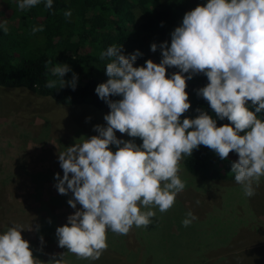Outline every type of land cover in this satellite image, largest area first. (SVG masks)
Returning a JSON list of instances; mask_svg holds the SVG:
<instances>
[{
	"label": "clouds",
	"instance_id": "1",
	"mask_svg": "<svg viewBox=\"0 0 264 264\" xmlns=\"http://www.w3.org/2000/svg\"><path fill=\"white\" fill-rule=\"evenodd\" d=\"M40 2L17 0V7L24 11ZM52 5L53 0H45L46 9ZM71 15V10L64 12L66 18ZM0 30L8 32L7 19L0 20ZM43 30L39 26L31 31ZM170 35V44L159 45V64L146 60L134 67L141 53L125 55L122 45L100 53L110 61L107 81L94 90L109 108L103 116L106 126L95 125L97 135L81 137L58 155L63 176L54 175V186L60 195L72 194L67 203L75 211L55 230L58 247L67 251L51 255L46 264H70L67 253L99 260L108 248L109 230L127 235L133 226L146 229L156 215L152 209L168 211L185 189L180 162L201 145L222 161L230 152L237 154L231 164L234 180L246 197L256 194L264 177V119L258 118L264 113V0H207L186 12ZM150 50L156 52L157 44ZM168 68L178 71L168 76ZM50 72L57 79L47 88L59 84V89L75 91L78 76L67 64L55 63ZM70 72L71 79H63ZM197 74L208 83L196 95L216 119L199 108L196 118L181 119L191 107L186 81ZM225 119L229 123L217 126V120ZM116 132L142 143L118 139ZM197 219L188 211L182 226ZM22 231L13 225L0 233V264H45L34 258Z\"/></svg>",
	"mask_w": 264,
	"mask_h": 264
},
{
	"label": "trees",
	"instance_id": "2",
	"mask_svg": "<svg viewBox=\"0 0 264 264\" xmlns=\"http://www.w3.org/2000/svg\"><path fill=\"white\" fill-rule=\"evenodd\" d=\"M206 2L207 0H53L52 9H46L45 0H41L36 6L21 11L17 7V0L11 2L15 4L14 7L13 4L0 1V20L7 19L8 27L7 33L0 30V87L22 88L38 97L47 98L58 106H81L108 114L107 104L94 91L97 85L108 79L105 68L110 61L107 58L102 60L100 53L113 44L122 45L125 55L135 51L141 53L134 67L142 66L147 59L159 64L162 59L159 45L164 42L170 44V34L181 25L186 9L190 7L191 11L198 4ZM68 10L72 13L70 18L64 16V12ZM39 26L44 30L32 34V28ZM153 43L157 44L156 52L150 50ZM47 61L52 63L46 64ZM55 63L67 64L77 74L75 91L69 87L59 89V84L55 89L46 87L50 80L57 79L50 72ZM177 71L176 68H168L167 74L170 76ZM71 77L70 72L63 79L70 80ZM186 83L191 107L181 119L196 118L198 108L216 119L208 103L198 97L195 91L206 86V76L194 75ZM110 99L118 100L120 97ZM258 118L264 119V113L258 114ZM227 123V119L217 120V126ZM237 160L238 155L230 152L229 157L222 161L212 150L201 145L192 152L191 157L185 156L182 159L181 166L190 178L198 182L233 181L231 164ZM174 220V217L167 216L164 212L158 214L156 226L163 227V233H167L164 236H150V229L138 233L140 228L135 227V242L139 244L140 251L138 248L135 252L126 251L121 237L115 234L112 236L110 231L107 233L108 248L99 260L78 259L71 253H67L65 259L70 264H118L123 259L139 261L138 264H199L204 252L212 250L215 242L224 243L229 240L228 234L224 233L221 238L218 236L219 231L212 230L207 236L214 240L210 246H202L199 242L201 238L198 237L195 243H189L186 239L185 243L190 246L178 249L175 242H179L181 236L186 238L187 234L182 229V223L171 224ZM39 224L43 228L42 233L28 242L34 258L46 264L51 255L65 253L67 249L58 247L52 220L46 223L39 219ZM175 226L177 232L171 234L169 229ZM168 234L176 237L175 241L169 240ZM40 237H43V245ZM203 238H206V234H203ZM150 242L164 246L148 251L146 248ZM170 242H174L173 248H165L166 243ZM230 255L214 259V262L223 260L222 264H264V246L250 249L245 255L233 253L229 258Z\"/></svg>",
	"mask_w": 264,
	"mask_h": 264
},
{
	"label": "rangeland",
	"instance_id": "3",
	"mask_svg": "<svg viewBox=\"0 0 264 264\" xmlns=\"http://www.w3.org/2000/svg\"><path fill=\"white\" fill-rule=\"evenodd\" d=\"M0 1L13 4V0ZM189 10L190 7L186 9L187 12ZM104 115L81 106H58L22 88L0 87V233L7 227L19 225L23 230V239L30 241L43 231L39 219L46 223L52 220L54 232L57 227L66 224L67 217L75 210L67 203L72 194L60 195L54 186L57 183L54 175L59 173L63 176L58 155L67 147L79 143L81 137L97 135L93 128L95 125L106 126ZM86 118L90 119L86 121ZM116 136L123 140L132 139L137 145L142 143L139 138H130L119 132H116ZM110 147L113 152L116 151L114 146ZM180 168L179 175L186 181V187L176 196L175 204L164 213L175 218L171 223L175 225L182 222L188 211H192L198 219L189 227L182 226L188 237H178L180 239L175 242V247L186 248L190 246L185 243L186 239L189 243H195L198 237L202 246H210L214 240L207 236L212 230L219 231L221 238L226 233L229 240L215 242L214 248L204 252L199 262L222 264L223 260L215 263L214 259L224 258L226 254H231L228 256L230 258L233 253L245 255L250 249L264 246V177L256 187V194L248 198L235 180L198 182L184 172L181 162ZM80 207L77 205V210ZM152 210L156 216L146 229L140 227L137 230L133 226L127 235L111 232L112 236L121 237L126 251L139 249V244L135 242L136 230L140 233L150 229V236L167 234L163 233L162 226H156L160 211L157 208ZM176 227L169 229L171 234L177 232ZM29 228L32 230L29 231ZM203 234H206V238H203ZM167 236L175 241L176 237ZM147 245L148 251L164 246L155 242ZM173 245L174 242L166 243L165 248H173ZM138 262L123 259L118 264Z\"/></svg>",
	"mask_w": 264,
	"mask_h": 264
}]
</instances>
